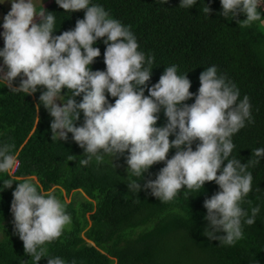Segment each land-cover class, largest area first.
<instances>
[{
  "label": "clouds",
  "instance_id": "1",
  "mask_svg": "<svg viewBox=\"0 0 264 264\" xmlns=\"http://www.w3.org/2000/svg\"><path fill=\"white\" fill-rule=\"evenodd\" d=\"M55 2L66 13L85 12L73 30L60 35H54L56 16L43 8L42 0H0V5L11 4L0 33L4 41L0 85L27 96L43 88L36 109L43 106L53 118L52 141L67 142L71 134L84 150L82 165L93 161L100 164L106 157L113 162L127 152L128 177L142 178L127 183L134 195L151 190L158 200L170 202L181 190L200 192L206 182L214 181L220 191L204 201V219L209 223L203 235L218 240L219 246H235L244 238V226L254 225L261 211L248 199L254 179L248 169L264 159V147L252 150L256 159L244 164L232 155L236 147L233 136L253 123L250 98L245 95L240 99L237 85L219 74L215 65L200 74L201 86L195 96L190 92L187 73L179 74L177 65L166 67L159 82L148 87L155 56L138 50L140 45L131 26L112 18L93 0ZM159 2L166 5L169 0ZM220 2L224 18L235 20L243 13L247 19L240 24L264 22V14L259 11L264 0ZM197 3L180 0L179 7L191 9ZM204 11L209 15L211 10L206 5ZM102 38H106V71H93L91 66L101 55L94 45ZM18 77L20 84L14 87ZM64 89L68 90L66 94H62ZM108 96L115 102L110 103ZM78 97H82L79 103ZM193 98L191 105L185 103ZM162 110L167 123L158 127ZM81 114L83 124L77 126ZM170 136L174 137L171 141ZM12 148L0 144V173L18 172L20 162ZM173 149L175 154L168 159ZM73 158L69 156V160ZM160 162L165 166L157 178L148 180L142 188L139 181ZM13 197L15 232L26 254L38 264L45 255V245L63 235L72 217L56 195L43 193L31 179L18 181ZM48 264L67 262L55 256L48 258Z\"/></svg>",
  "mask_w": 264,
  "mask_h": 264
},
{
  "label": "trees",
  "instance_id": "2",
  "mask_svg": "<svg viewBox=\"0 0 264 264\" xmlns=\"http://www.w3.org/2000/svg\"><path fill=\"white\" fill-rule=\"evenodd\" d=\"M102 5L112 18L131 26L146 56L154 55L153 72L148 87L159 82L165 68L178 66L179 74L187 73L190 92L198 94L199 77L215 65L240 90V99L250 98L253 123L246 124L233 136L232 155L247 163L252 150L264 147V22L240 24L247 17L240 13L235 20L224 18L220 0H198L191 9L180 6V0H93ZM210 8L208 15L204 9ZM56 16V32L73 30L84 10L66 13L56 2L45 8ZM264 14V5L259 8ZM47 14V13H46ZM2 20L0 17V26ZM98 40L101 55L95 59L93 71H106V45ZM4 43L0 45V49ZM20 78L14 83L18 87ZM43 88L27 96L14 93L0 85V144L13 145L20 167L16 175L0 173V264H35L26 254L23 242L14 228L11 213L13 192L18 181L31 179L40 191L57 197L82 193L86 201L66 204L72 222L63 235L45 245V255L38 264H48V258L59 256L67 264H264V159L249 166L253 174V191L248 199L261 211L252 226H244V238L235 246H219L218 240L203 235L208 221L204 201L220 191L215 182H206L200 192L184 190L170 202H162L151 190L132 194L127 183L126 152L103 163L93 161L84 166L81 149L69 134L65 141H52V117L36 104ZM67 89L62 91L66 94ZM145 95H148L145 90ZM109 102L115 98L108 96ZM79 103L82 97L76 98ZM195 99L186 101L191 105ZM38 111V112H37ZM167 123L163 110L158 127ZM83 124V114L77 126ZM174 137L170 136V141ZM193 144V150L196 144ZM175 149L168 154V159ZM73 156V160H69ZM113 163V164H112ZM225 164L222 165L226 166ZM164 162L157 163L139 181L141 187L155 180ZM219 174V173H218ZM13 183L11 187H7ZM7 187V188H6ZM248 205H246L247 207ZM221 235H224L221 233Z\"/></svg>",
  "mask_w": 264,
  "mask_h": 264
},
{
  "label": "rangeland",
  "instance_id": "3",
  "mask_svg": "<svg viewBox=\"0 0 264 264\" xmlns=\"http://www.w3.org/2000/svg\"><path fill=\"white\" fill-rule=\"evenodd\" d=\"M55 0H42L43 8H47L51 4H53ZM37 7L39 8L40 5L38 4ZM11 10V4L10 3H5L0 5V17L2 20L3 24V17ZM39 18H36V21L38 22ZM2 24L0 26V33L3 32ZM4 43L2 36H0V45ZM3 65L2 58H0V66ZM58 104L60 103L59 101L57 102ZM62 106V105H61ZM13 171V170H12ZM63 197H58L63 203L70 204L71 202H74L75 205H79L82 202L86 201V196L82 193L79 194H71V195H66V193L63 191ZM0 232L4 233L3 229L0 228Z\"/></svg>",
  "mask_w": 264,
  "mask_h": 264
}]
</instances>
